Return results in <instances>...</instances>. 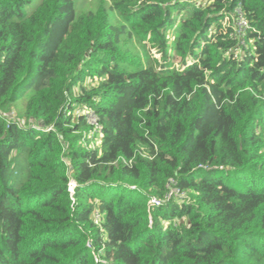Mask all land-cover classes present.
Masks as SVG:
<instances>
[{"label": "trees", "instance_id": "1", "mask_svg": "<svg viewBox=\"0 0 264 264\" xmlns=\"http://www.w3.org/2000/svg\"><path fill=\"white\" fill-rule=\"evenodd\" d=\"M33 1L0 0V264H264V0Z\"/></svg>", "mask_w": 264, "mask_h": 264}, {"label": "rangeland", "instance_id": "2", "mask_svg": "<svg viewBox=\"0 0 264 264\" xmlns=\"http://www.w3.org/2000/svg\"><path fill=\"white\" fill-rule=\"evenodd\" d=\"M77 3V10L78 13L80 15H84L85 13L89 12V11H93L95 12L98 8L99 5L101 4V1H103L106 5L109 6L110 4V0H75ZM41 2V0H34L28 7H27V11H29L30 13L33 11L34 7L39 4ZM115 19H117V16L114 15ZM240 23V22H239ZM237 27V26H236ZM238 28V27H237ZM172 39H173V34L171 35ZM128 48L131 47V50L135 53H137L138 55L141 56L142 62L144 63V65H149V59H161V56L157 54V52L153 49H149V47H142L138 42L133 41V43H128ZM20 108H18L16 111H19ZM89 116V122L90 124L94 125L95 122V117L93 115H91V112H88L87 114ZM74 188H72V193ZM181 197V196H180ZM183 197V196H182ZM96 219H99L100 215L98 214V212H96Z\"/></svg>", "mask_w": 264, "mask_h": 264}, {"label": "built area", "instance_id": "3", "mask_svg": "<svg viewBox=\"0 0 264 264\" xmlns=\"http://www.w3.org/2000/svg\"><path fill=\"white\" fill-rule=\"evenodd\" d=\"M238 13L240 14V10H238ZM240 22V23H239ZM229 23V18L226 19V23L225 25H227ZM237 29H240V32L243 31V29H246L248 27L247 22L243 20L242 16L239 18V21L237 22ZM94 125L97 126V122L95 119ZM74 184H72L71 189L73 188Z\"/></svg>", "mask_w": 264, "mask_h": 264}]
</instances>
